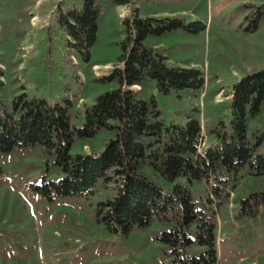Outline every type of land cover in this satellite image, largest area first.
I'll use <instances>...</instances> for the list:
<instances>
[{"label":"rangeland","instance_id":"374dc122","mask_svg":"<svg viewBox=\"0 0 264 264\" xmlns=\"http://www.w3.org/2000/svg\"><path fill=\"white\" fill-rule=\"evenodd\" d=\"M142 17L180 18L187 27L150 36L146 42L163 50L172 67L203 71L205 85L198 90L159 92L147 82L142 96H152L165 126L184 125L193 115L201 123V150L216 143L211 133L220 122L231 131L232 88L242 77L264 68V20L249 28L264 0H135ZM102 15L88 62L67 48V34L59 24V10L81 9L80 0H0V61L5 71L0 88L2 113L12 111L13 98L25 92L29 99L50 104L72 102L76 127L84 124L82 111L101 93L116 87L102 79L122 64L123 20L130 6L99 0ZM201 22L205 29L196 30ZM98 67L97 69L95 67ZM139 90L140 87H134ZM248 133L264 137V108L247 122ZM105 132L77 140L75 153H97L108 139ZM261 151L264 153V145ZM250 166L225 173L227 187L222 204L210 190L214 178L189 184L199 208L215 211L218 264H264V208L244 216L240 200L259 192L264 175L257 178ZM58 180L55 156L41 146L0 150V264H173L171 248L161 242L166 227L154 219L147 227L128 233L112 232L97 216V205L111 195L99 182L91 195H69L52 200L35 186L43 177ZM209 196L214 203L209 202ZM194 235V233L192 234ZM202 248L188 249L200 255Z\"/></svg>","mask_w":264,"mask_h":264},{"label":"trees","instance_id":"16d2710c","mask_svg":"<svg viewBox=\"0 0 264 264\" xmlns=\"http://www.w3.org/2000/svg\"><path fill=\"white\" fill-rule=\"evenodd\" d=\"M81 9L59 10L58 22L67 34V48L84 62L98 35L102 15L99 0H80ZM115 5L130 6L124 18L121 43V67L102 80L115 88L98 95L82 111L84 124L72 123V102L50 104L29 99L25 92L16 95L12 111L2 113L0 100V150L41 146L55 156L61 170L58 180L43 177L35 189L49 199L69 195H91L99 182L111 188V195L97 205L98 219L112 232L128 233L133 227H147L158 219L165 227L161 242L171 248L173 264H218L215 211L199 208L188 185L214 178L218 186L210 190L217 206L222 204L221 187H227L225 173H236L250 166L253 175H264V137L248 133L247 122L264 108V68L242 77L232 88L231 131L220 122L211 133L216 143L201 150L203 129L193 115L182 124L165 126L154 96H142L144 85L153 81L159 92L198 90L205 85L203 71L190 67H172L162 49L149 45L150 36L187 27L180 18L142 17L135 0H112ZM249 28L256 30L264 20V6L257 7ZM193 32L205 29L196 22ZM5 71L0 61V88ZM134 87H140L135 90ZM108 134L97 153H75L77 140H88L99 133ZM209 202L214 203L209 196ZM264 208L261 191L240 200L244 216L257 215ZM194 233V235H192ZM204 252L190 255L188 249Z\"/></svg>","mask_w":264,"mask_h":264},{"label":"bare ground","instance_id":"6f19581e","mask_svg":"<svg viewBox=\"0 0 264 264\" xmlns=\"http://www.w3.org/2000/svg\"><path fill=\"white\" fill-rule=\"evenodd\" d=\"M95 68L97 69L98 67L96 66Z\"/></svg>","mask_w":264,"mask_h":264}]
</instances>
